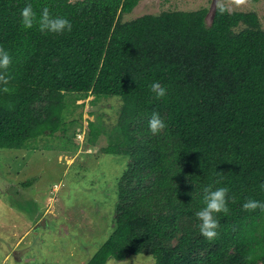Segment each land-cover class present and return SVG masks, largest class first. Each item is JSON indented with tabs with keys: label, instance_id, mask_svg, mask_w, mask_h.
Here are the masks:
<instances>
[{
	"label": "trees",
	"instance_id": "trees-1",
	"mask_svg": "<svg viewBox=\"0 0 264 264\" xmlns=\"http://www.w3.org/2000/svg\"><path fill=\"white\" fill-rule=\"evenodd\" d=\"M139 1L30 0L37 16L47 7L71 21L70 32L55 34L21 25L29 0H0V47L13 57L7 82L0 81V149H36L31 141L58 132L64 94L120 98L122 137L104 153L129 158L125 184L114 228L85 264L145 252L154 264H264V211L242 208L248 198L264 201L258 17L217 5L210 23L201 8L119 24ZM154 81L166 87L164 97L151 91ZM154 111L166 123L157 134L148 128ZM209 185L227 186L231 197L229 211L216 214L213 240L201 235L195 216ZM183 218L193 225L179 233Z\"/></svg>",
	"mask_w": 264,
	"mask_h": 264
},
{
	"label": "rangeland",
	"instance_id": "rangeland-1",
	"mask_svg": "<svg viewBox=\"0 0 264 264\" xmlns=\"http://www.w3.org/2000/svg\"><path fill=\"white\" fill-rule=\"evenodd\" d=\"M217 5L230 12L255 13L264 31V0H140L118 23L201 8L208 10L210 23ZM50 102L56 103L45 104ZM122 107L120 98L64 94L58 132L31 141L29 147L36 149H0V264H85L108 238L129 158L104 149L121 140ZM171 211L164 208L166 215ZM180 221L179 233L193 225L186 218ZM126 260L154 264L148 252ZM126 260L119 264H128Z\"/></svg>",
	"mask_w": 264,
	"mask_h": 264
},
{
	"label": "clouds",
	"instance_id": "clouds-1",
	"mask_svg": "<svg viewBox=\"0 0 264 264\" xmlns=\"http://www.w3.org/2000/svg\"><path fill=\"white\" fill-rule=\"evenodd\" d=\"M20 23L26 29L32 28L33 25L36 24L41 31L55 34H63L72 30V23L68 18L50 13L47 7L41 11L39 16H37L30 0L20 10ZM12 62L13 57L10 55L9 50L0 47V81L7 82L8 77L5 75V72L9 69ZM149 87L155 94L156 98L164 97L167 93L166 87L162 86L159 81L152 82ZM165 127L166 123L161 114L155 111L152 112L148 119L149 130L153 134H157ZM261 187L264 188V185ZM203 192L204 206L196 211L195 216L198 220V228L201 235L208 240H213L218 236L217 228L219 226V221L216 214L227 213L229 211L227 201L231 197L228 195L229 189L227 186L212 188L209 185L204 187ZM242 208L248 211L256 209L264 211V201L248 198L242 204ZM114 260L116 261V264H119V261H122L117 258H114Z\"/></svg>",
	"mask_w": 264,
	"mask_h": 264
}]
</instances>
